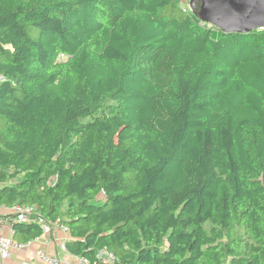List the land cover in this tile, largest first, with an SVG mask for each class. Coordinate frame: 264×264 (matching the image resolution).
<instances>
[{
	"label": "trees",
	"instance_id": "trees-1",
	"mask_svg": "<svg viewBox=\"0 0 264 264\" xmlns=\"http://www.w3.org/2000/svg\"><path fill=\"white\" fill-rule=\"evenodd\" d=\"M0 74V207L59 219L90 264H264V28L178 0H0Z\"/></svg>",
	"mask_w": 264,
	"mask_h": 264
},
{
	"label": "built area",
	"instance_id": "built-area-1",
	"mask_svg": "<svg viewBox=\"0 0 264 264\" xmlns=\"http://www.w3.org/2000/svg\"><path fill=\"white\" fill-rule=\"evenodd\" d=\"M182 12H191L189 8V0H178ZM261 30V29H260ZM59 59L64 60L63 56H60ZM5 78L0 74V84L4 82ZM12 221L13 223H22V224H35L39 227L41 234L36 237L34 240L30 241L27 244L19 245L12 238V226L9 229V234H3V229L7 224V219L0 217V264H5L12 255L14 250H27L30 245L33 243L48 244L52 241V233L57 230L63 236H68V228L62 224L59 219H56L54 222L46 221L37 211L35 206H15L12 207ZM11 223V222H10ZM12 224V223H11ZM67 239L62 240L60 244V250L65 252V242ZM34 260L23 264H61L60 260L55 256H48L42 251H38L34 256ZM77 264H90L83 257H75ZM96 258L99 262L103 264H113L115 262V257L108 252L106 249H102L97 252Z\"/></svg>",
	"mask_w": 264,
	"mask_h": 264
},
{
	"label": "water",
	"instance_id": "water-1",
	"mask_svg": "<svg viewBox=\"0 0 264 264\" xmlns=\"http://www.w3.org/2000/svg\"><path fill=\"white\" fill-rule=\"evenodd\" d=\"M191 12L223 34L264 28V0H189Z\"/></svg>",
	"mask_w": 264,
	"mask_h": 264
},
{
	"label": "crops",
	"instance_id": "crops-1",
	"mask_svg": "<svg viewBox=\"0 0 264 264\" xmlns=\"http://www.w3.org/2000/svg\"><path fill=\"white\" fill-rule=\"evenodd\" d=\"M12 208H5L0 207V217H4L7 219V224L3 229V234L8 235L9 229L12 226L10 220L12 219ZM10 217V218H8ZM52 241L48 244H40V243H33L28 247L27 250H14L12 255L5 264H23L34 260L35 254L38 251H42L44 254L48 256H55L57 257L61 264H77L76 258L73 256L68 255L66 252L60 250V244L62 240L69 239V236H63L59 231L55 230L52 233Z\"/></svg>",
	"mask_w": 264,
	"mask_h": 264
}]
</instances>
